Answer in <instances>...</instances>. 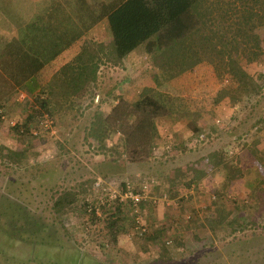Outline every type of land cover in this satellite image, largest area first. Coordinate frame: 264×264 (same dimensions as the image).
<instances>
[{"label":"rangeland","instance_id":"374dc122","mask_svg":"<svg viewBox=\"0 0 264 264\" xmlns=\"http://www.w3.org/2000/svg\"><path fill=\"white\" fill-rule=\"evenodd\" d=\"M258 34L263 51L257 61L236 51V64L203 63L159 89L146 67L158 53L153 37L125 61L129 71L102 67L96 84L81 96L51 105L46 126H32L39 135L31 131L19 138L11 122L24 123L43 100L41 92L30 95L22 88L0 116V264H264V205L244 193L247 178L255 176L264 192V157L261 165L254 160L264 153V27ZM86 38L112 48L109 20ZM82 45L76 42L67 57ZM65 52L46 68L44 80ZM156 89L179 115L157 118V128L167 131L193 115L190 126L199 118L207 130L201 146L190 145L194 135L172 142L163 132L150 151L132 155L104 151L88 136L102 114L122 126L107 139L109 147L122 144L133 129L126 105L118 104H134ZM195 165L203 171L200 179L190 170ZM194 178L198 181L188 189ZM90 180V192L72 209L52 213L57 193ZM127 192L145 195L144 206H132ZM118 198L125 211L114 240L102 206L112 201L113 206ZM85 202L97 206L101 221L85 214Z\"/></svg>","mask_w":264,"mask_h":264},{"label":"trees","instance_id":"16d2710c","mask_svg":"<svg viewBox=\"0 0 264 264\" xmlns=\"http://www.w3.org/2000/svg\"><path fill=\"white\" fill-rule=\"evenodd\" d=\"M133 13L138 14L133 18ZM105 20L114 36L110 49L85 39ZM263 27L264 0H0V116L22 88L32 92L26 87L30 80L38 79L47 65L80 40L79 53L44 82L42 107L32 109L24 123L12 127L17 137L31 134L35 124L41 127L52 104L60 106L66 99L81 96L96 84L102 67L122 66L130 53L153 37L158 53L148 69L159 89L203 63L236 64L232 58L236 51L249 62L257 61L263 51L258 34ZM158 89L134 104H118L126 105L125 115L132 119L128 125L133 130L124 134L122 144L109 147L107 139L122 126L102 114L91 124L88 136L104 151L120 149L132 155L150 151L159 138L156 119L176 114ZM137 133L140 138H135ZM197 181L188 182V189ZM91 184L90 180L57 193L52 213L63 215L72 209L90 192ZM115 202L102 206L114 240L122 231L118 225L125 211L124 202ZM83 208L90 219L101 221L97 206L85 202Z\"/></svg>","mask_w":264,"mask_h":264},{"label":"crops","instance_id":"0c3cea01","mask_svg":"<svg viewBox=\"0 0 264 264\" xmlns=\"http://www.w3.org/2000/svg\"><path fill=\"white\" fill-rule=\"evenodd\" d=\"M34 1V3H38V1H41V0H33ZM73 51V50H72ZM72 51H68V52H71L72 53ZM68 52H65V53H67L65 56H64V58H62V61L58 64V67L56 68V70H55V72L53 73V75L58 71V70H60V68L61 67H63L65 64H67L68 62H70L71 60H73V58L79 53V50H78V52L77 53H74L73 55H72V57L71 56H69V57H67L69 54H68ZM74 52V51H73ZM136 55H137V53L134 51L131 55H129L126 59H124V61H123V64H122V66H120V68H122L121 70H126V69H128L127 71H129L130 70V68H128V65H127V63H125V61H131V60H133L135 57H136ZM59 57H61V56H59ZM59 57H57V58H59ZM155 57V56H154ZM56 58V59H57ZM129 58V60H127ZM151 60V59H150ZM149 60V62H148V64L151 62ZM57 60H55L54 62H56ZM53 63V62H52ZM133 63H136V61L135 62H133ZM148 64H147V68H148ZM49 65H47V67H48ZM46 67V68H47ZM46 68L43 70V72L46 70ZM126 71V72H127ZM43 72L41 73V75H40V77L41 78H44L43 77ZM129 73V72H128ZM100 74V73H99ZM38 78V79H35V80H30L29 82H28V84L26 85V87H28V89H30L32 92H28V90H27V92L30 94V95H36L37 93H40L41 92V90H42V86L44 85V82H46V81H48V80H41V78ZM40 79V80H39ZM123 82H121V84H122ZM117 102V101H116ZM176 115H178V114H175V115H172V116H170V118L172 119V120H174V118H175V116ZM179 116V115H178ZM193 116V115H192ZM192 116H190V119H182L181 120V123L178 125V126H174L173 125V127L172 126H170L168 129H167V131H161L160 130V128H158L159 129V134L162 136V134H163V132H164V134L166 135V136H168V138L173 142V138H177V139H182L183 140V138L184 139H188L189 137H191V135H194L195 136V139L196 140H194V142H192L190 145H193V146H196V144H198V146H201V143H202V141L207 137V130L205 131L204 130V127H203V121L201 120V119H199V118H197L195 121H194V126L193 127H191L190 126V124L189 123H191V119L192 118H194V117H192ZM194 116H197V117H199L200 116V113L199 112H197V113H194ZM179 118V117H178ZM175 122V121H174ZM173 122V123H174ZM186 127V128H185ZM195 130V131H194ZM204 130V131H203ZM199 137V138H198ZM263 140H261V142H262ZM189 142V141H188ZM260 143V142H259ZM185 146V148L186 149H188L187 148V146H186V144H184ZM259 151H263V150H261L260 148H259ZM258 153V152H257ZM253 155V154H252ZM264 155V153L262 152H259L258 154H257V156H254L255 157V159L254 160H256V162L259 164V165H261L262 164V162H263V156ZM200 157V156H199ZM208 157H211V158H213L214 156L213 155H210V156H208ZM207 157V158H208ZM250 161H251V163H250ZM250 164H253V162H252V160H250L249 159V161H248ZM261 163V164H260ZM197 166H199V165H197ZM196 165H195V168H192V169H190L191 171H195V173H196V177L198 178V179H200V175L201 174H203V171L202 170H200V168H198ZM213 166H214V164H213ZM214 168V167H213ZM197 170H198V172H199V174L197 173ZM214 171V170H213ZM212 171V172H213ZM260 173H261V168H260ZM202 177H204V176H201V178ZM261 178L260 177H253V178H247V180H246V182H245V185H244V189H245V191H244V193L246 194V196H248V198L250 199V198H253L254 200H257V202L256 203H254V204H259V205H264V192H262L261 191ZM258 190H260V191H258ZM253 204V203H252Z\"/></svg>","mask_w":264,"mask_h":264},{"label":"built area","instance_id":"2783aa9c","mask_svg":"<svg viewBox=\"0 0 264 264\" xmlns=\"http://www.w3.org/2000/svg\"><path fill=\"white\" fill-rule=\"evenodd\" d=\"M48 116L46 117V120L44 121L45 123L47 122V120H48ZM43 122V124H42V126L41 127H38V128H43L44 126H46L45 125V123ZM18 123H16V122H11V125L12 126H16ZM35 127H32L31 128V131H32V134L33 135H39V132L37 131V128H35ZM129 193L130 192H127L125 195L127 196V197H130V199L132 200L131 202H132V204H134V206H138L142 201H145V195H140V194H136V195H133L132 193H130V196H128L129 195ZM118 197H121V196H118ZM121 202H123L124 200H123V198H118ZM116 201V200H115ZM113 202V201H112ZM99 214V213H98Z\"/></svg>","mask_w":264,"mask_h":264}]
</instances>
